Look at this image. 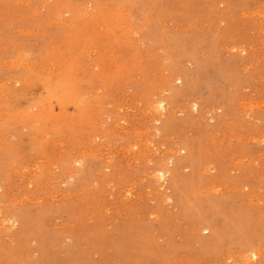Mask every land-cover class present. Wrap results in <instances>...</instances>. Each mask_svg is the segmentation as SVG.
Returning <instances> with one entry per match:
<instances>
[{
  "label": "rangeland",
  "instance_id": "rangeland-1",
  "mask_svg": "<svg viewBox=\"0 0 264 264\" xmlns=\"http://www.w3.org/2000/svg\"><path fill=\"white\" fill-rule=\"evenodd\" d=\"M263 250L264 0H0V264Z\"/></svg>",
  "mask_w": 264,
  "mask_h": 264
},
{
  "label": "bare ground",
  "instance_id": "bare-ground-1",
  "mask_svg": "<svg viewBox=\"0 0 264 264\" xmlns=\"http://www.w3.org/2000/svg\"><path fill=\"white\" fill-rule=\"evenodd\" d=\"M159 106H162V104L160 103ZM210 190H211V188H210ZM195 193H196V192H195ZM187 199H188V198H187ZM228 230H229V229H228ZM238 231H239V230H238ZM231 235H232V234H231ZM233 239H234V238H233ZM263 251H264V250H263ZM246 263H247V262H246ZM250 264H251V263H250Z\"/></svg>",
  "mask_w": 264,
  "mask_h": 264
}]
</instances>
